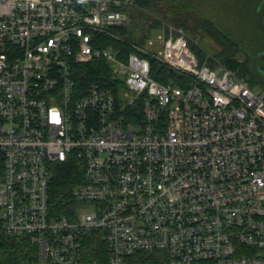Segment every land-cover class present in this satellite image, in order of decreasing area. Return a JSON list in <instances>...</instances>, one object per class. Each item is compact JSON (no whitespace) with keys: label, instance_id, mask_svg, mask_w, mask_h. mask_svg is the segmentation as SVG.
Returning <instances> with one entry per match:
<instances>
[{"label":"built area","instance_id":"1","mask_svg":"<svg viewBox=\"0 0 264 264\" xmlns=\"http://www.w3.org/2000/svg\"><path fill=\"white\" fill-rule=\"evenodd\" d=\"M132 0H0V236L26 238L34 264H264V88L196 38L162 26L123 51L102 47ZM101 62L113 85H80ZM154 62L180 74L156 78ZM164 76V75H161ZM259 89V88H258ZM80 181L68 213L57 169ZM89 207L87 212L82 209Z\"/></svg>","mask_w":264,"mask_h":264},{"label":"trees","instance_id":"2","mask_svg":"<svg viewBox=\"0 0 264 264\" xmlns=\"http://www.w3.org/2000/svg\"><path fill=\"white\" fill-rule=\"evenodd\" d=\"M193 0H132V5H124L123 9L129 12L131 16V23H135L133 29L128 26L120 28L114 31V35L111 36L101 35L99 36V44L102 47H108L113 49L122 48L123 51L129 52L133 50L132 44L143 43L149 34V30L145 25L136 24V20L141 14L153 12L152 14L158 25L165 26L167 24L175 25L183 28L187 33L194 38L197 35L193 34L199 32L200 29H204L210 34L220 45L223 50L217 57L221 62L230 68L237 70L241 77L247 79L252 87H260L264 84L253 74L251 70L252 57L262 51V48H258L254 45L258 41L257 30L264 37V33L258 27L255 16L254 25L252 29L240 32L221 30L218 27H212L211 24H207L205 21H198L196 16L191 13ZM262 1V0H261ZM260 1V2H261ZM208 2V0L203 1ZM259 2V4H260ZM205 5L203 4L202 8ZM201 8V9H202ZM199 10V9H198ZM203 11V10H201ZM255 14V12H254ZM193 23V24H192ZM191 28V32L187 29ZM131 29V31L129 30ZM139 31V42H135L128 38L134 31ZM198 40V39H197ZM199 42V41H198ZM200 44V42H199ZM201 49L194 47L201 57H205L206 49L200 44ZM241 48L245 54L243 60L236 59L234 57L235 51ZM154 67L157 70L156 78L162 82H167L169 77L176 78L180 74L176 71H172L169 67L154 62ZM260 66L264 71V60L260 62ZM164 75V76H161ZM77 79L80 85H88L90 82H101L106 85H113L110 79V70L107 65L101 62L85 64L78 69ZM81 170L74 164L63 165L57 169L53 183H52V198L55 209L59 213H68L74 197V189L76 184L80 181ZM104 259L103 255L97 253L91 248H87V257L84 264H90L92 258ZM35 255L32 244L26 238L14 237V236H0V264H34ZM130 264H167V259L164 255L155 252L142 251L137 252L134 256L128 259Z\"/></svg>","mask_w":264,"mask_h":264},{"label":"rangeland","instance_id":"3","mask_svg":"<svg viewBox=\"0 0 264 264\" xmlns=\"http://www.w3.org/2000/svg\"><path fill=\"white\" fill-rule=\"evenodd\" d=\"M204 0H193V6L191 13L196 16L198 21H205L207 24H211L212 27H218L219 29L226 31H236L238 34L242 31L247 32V30L255 27L254 16L256 19V12L259 7V2L261 0H208V2H203ZM203 4L205 5L203 8ZM202 8V9H201ZM199 9V10H198ZM203 10V11H201ZM255 12V14H254ZM153 12L141 14L135 21L136 24L145 25L149 30L147 38L152 43L147 44V49L152 53L159 54L163 49L160 36L164 34L162 25H158ZM132 21V20H131ZM129 23L128 28L133 29L135 23ZM193 24V23H192ZM131 29H129L131 31ZM191 32V28L187 29ZM193 33V32H191ZM258 41L254 43L258 48H262L264 51V37L259 34L257 30ZM139 31H134L133 34L128 35V38L135 42H139L140 37ZM197 35L198 41L210 54L218 56L222 52L223 47L220 45L208 32L204 29H200L199 32L193 33ZM261 52V51H260ZM234 57L239 60L245 58V54L241 48H238ZM264 87H255V90L261 91ZM89 207L82 209V212H87Z\"/></svg>","mask_w":264,"mask_h":264},{"label":"water","instance_id":"4","mask_svg":"<svg viewBox=\"0 0 264 264\" xmlns=\"http://www.w3.org/2000/svg\"><path fill=\"white\" fill-rule=\"evenodd\" d=\"M256 22L258 27L264 33V0L260 2V5L256 12ZM264 60V51L255 54L251 60V70L253 74L264 84V71L260 66V62ZM173 72L174 70L171 69Z\"/></svg>","mask_w":264,"mask_h":264}]
</instances>
